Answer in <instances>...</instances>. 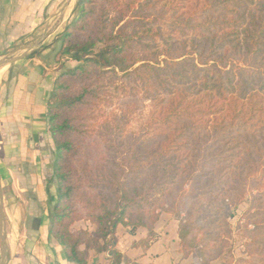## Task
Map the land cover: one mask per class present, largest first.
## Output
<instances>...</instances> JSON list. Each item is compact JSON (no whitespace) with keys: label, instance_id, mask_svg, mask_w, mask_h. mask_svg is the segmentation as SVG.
Instances as JSON below:
<instances>
[{"label":"trees","instance_id":"obj_1","mask_svg":"<svg viewBox=\"0 0 264 264\" xmlns=\"http://www.w3.org/2000/svg\"><path fill=\"white\" fill-rule=\"evenodd\" d=\"M59 40L57 56L78 65L48 100L57 181L49 232L69 261L85 264L84 246L119 264L108 241L115 228H146L148 247L163 212L178 222L184 257L210 264L226 252L221 264H264V0H80ZM105 84L149 101L124 149L77 139ZM214 192L203 206L199 195ZM246 196L234 228L232 213L210 219ZM82 218L96 227L90 239L70 232ZM234 235L246 240V259L234 257Z\"/></svg>","mask_w":264,"mask_h":264},{"label":"crops","instance_id":"obj_2","mask_svg":"<svg viewBox=\"0 0 264 264\" xmlns=\"http://www.w3.org/2000/svg\"><path fill=\"white\" fill-rule=\"evenodd\" d=\"M59 1L62 2L0 0V61L19 43L34 36L42 23L45 26L55 19L60 10ZM44 38L45 34L41 42ZM53 46L32 54L30 51L19 61L0 68L4 264H75L49 232L57 200L51 162L54 145L46 117L48 100L59 73V67L53 66L51 75L52 70L46 66L53 64L56 52ZM66 64L73 68L76 62L70 60ZM152 232L154 238L144 247L141 243L149 233L146 228L118 225L109 237L115 240L114 250L121 257L119 264H201L197 256L184 257L180 251L177 221L161 217ZM79 251L85 264H112L107 251H85L84 246Z\"/></svg>","mask_w":264,"mask_h":264},{"label":"rangeland","instance_id":"obj_3","mask_svg":"<svg viewBox=\"0 0 264 264\" xmlns=\"http://www.w3.org/2000/svg\"><path fill=\"white\" fill-rule=\"evenodd\" d=\"M66 1L67 0H62V2H58L59 6L57 8H62V11L55 17L53 21L49 22L45 26L44 23H42L34 36L29 38L28 41L19 43L16 47H14V50L3 56L1 60H7L16 55H19V53L24 51V49L35 46L39 43L38 46L31 50L32 52L30 54L34 53V51L40 52L43 50V48L55 45L53 46L54 49H56V52L54 53L53 64H49L50 66H46L48 70H52L53 66L59 67L57 78L62 73L75 68L78 63H76L73 68H70V66L66 64L70 60L63 56H57L59 55L58 52L60 49L57 48V46L60 47L61 45V41L59 40L60 34L64 31L69 23L77 18L78 15V6L80 0H72L67 7L63 8V4ZM47 18H49V16ZM43 32H45V40L43 42H40V40L44 37ZM49 73L52 75L54 71L52 70ZM98 95V98L92 101L89 105V109L91 108V110L89 111L90 119L87 118L85 121V126L83 128L85 134L78 136L77 139L83 145L88 144L90 146L95 144V141L109 145L121 143V149H124L127 145L133 143L132 139L140 134L141 128L147 121L150 112L149 101L144 97L142 92L138 90L133 93L132 97H125L124 94H121L120 90L116 91V89H114L112 85H107L105 90L102 93H98ZM54 156L55 154L53 152V155L51 157L52 163L54 161ZM77 161L81 163L80 156L75 157L70 165L78 166L79 163ZM78 186L81 187L84 191L87 190L85 182L79 183ZM215 194L216 192L211 195H199V199H202L203 206H206L209 203V197L212 198ZM247 205L248 197L246 196L245 199H243L238 205H236L235 208H224L222 210L216 211L214 214L211 211H208L207 213L208 215H211L210 219H212L213 221L216 219H221L222 217H226L227 214L232 213L233 217L231 219H228L227 217L226 218L228 219L227 222L229 223L230 227L234 228L235 223L239 219H241V216L247 208ZM211 209L212 208H209L208 210ZM158 213L159 219L161 217H167L171 220H174L170 214H166L163 212ZM95 231V225L88 221L86 218L75 220L70 225V232L72 235H75L74 239L80 232L86 233L87 237H89L90 239L91 235H93ZM108 239V241L112 240V238ZM244 242H246V240L241 239L239 236H233L232 247L235 258L242 257L246 259V256L243 253L242 246V243ZM216 243L220 244L219 242ZM263 244L264 243H262L261 247H264ZM227 258L228 257L226 255V252H224L220 257L212 260L211 264H221L222 261Z\"/></svg>","mask_w":264,"mask_h":264},{"label":"water","instance_id":"obj_4","mask_svg":"<svg viewBox=\"0 0 264 264\" xmlns=\"http://www.w3.org/2000/svg\"><path fill=\"white\" fill-rule=\"evenodd\" d=\"M70 1H72V0H67L64 3L63 8L67 7L70 4ZM61 11H62V8L58 11V13L54 17H56ZM41 40H40V42H41ZM38 44H36L35 46H31V47H28V48L24 49V51L20 55H16V56H14V57H12L10 59H7V60H1L0 61V68L4 67V66L11 65L12 63H15V62L19 61L28 52H30L36 46H38ZM2 217H3V199H2L1 189H0V240H1L0 264H4V262H5V252H6V233H5V229H4L3 223H2Z\"/></svg>","mask_w":264,"mask_h":264}]
</instances>
